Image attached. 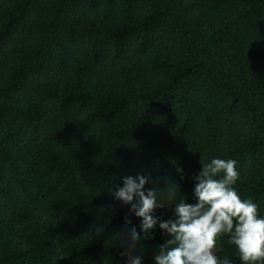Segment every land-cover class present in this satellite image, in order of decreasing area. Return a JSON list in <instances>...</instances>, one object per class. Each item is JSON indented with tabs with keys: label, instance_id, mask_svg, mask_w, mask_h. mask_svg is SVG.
<instances>
[{
	"label": "trees",
	"instance_id": "16d2710c",
	"mask_svg": "<svg viewBox=\"0 0 264 264\" xmlns=\"http://www.w3.org/2000/svg\"><path fill=\"white\" fill-rule=\"evenodd\" d=\"M213 158L264 217V0H0V264H126L142 221L112 190L143 175L194 204ZM143 235L155 264L171 237Z\"/></svg>",
	"mask_w": 264,
	"mask_h": 264
},
{
	"label": "clouds",
	"instance_id": "9594fccd",
	"mask_svg": "<svg viewBox=\"0 0 264 264\" xmlns=\"http://www.w3.org/2000/svg\"><path fill=\"white\" fill-rule=\"evenodd\" d=\"M201 164L194 178V204L179 197L174 181L166 182L163 191L146 189L149 178L143 175L126 177L122 187L112 190L114 199L130 206L129 214L142 221L138 232L125 217L128 235L122 241L121 256L126 264H142L141 232L144 239L150 238L158 223L171 238L160 246L155 264H231L216 254L217 243L225 236L238 250L242 264H264V217L258 205L250 198L242 199L235 188L240 179L237 161L213 158ZM165 204L174 206V219L159 221L153 213Z\"/></svg>",
	"mask_w": 264,
	"mask_h": 264
}]
</instances>
